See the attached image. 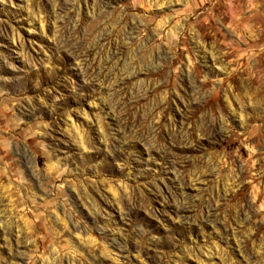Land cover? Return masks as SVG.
<instances>
[{"label": "rangeland", "instance_id": "rangeland-1", "mask_svg": "<svg viewBox=\"0 0 264 264\" xmlns=\"http://www.w3.org/2000/svg\"><path fill=\"white\" fill-rule=\"evenodd\" d=\"M0 264H264V0H0Z\"/></svg>", "mask_w": 264, "mask_h": 264}]
</instances>
